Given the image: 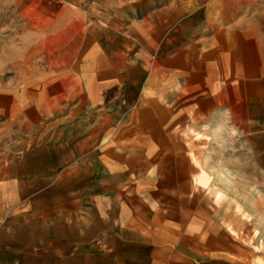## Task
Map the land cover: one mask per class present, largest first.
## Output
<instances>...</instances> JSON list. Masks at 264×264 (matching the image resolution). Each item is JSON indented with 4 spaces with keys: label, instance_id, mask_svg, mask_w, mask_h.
Here are the masks:
<instances>
[{
    "label": "crops",
    "instance_id": "obj_1",
    "mask_svg": "<svg viewBox=\"0 0 264 264\" xmlns=\"http://www.w3.org/2000/svg\"><path fill=\"white\" fill-rule=\"evenodd\" d=\"M236 3L22 0V47H49L47 77L92 78L89 94L120 87L129 117L114 134L137 142L109 143L99 107L76 136L14 147L0 162V264H246L171 240L217 228L187 202L208 189L203 165H187L202 157L188 145L198 127L220 111L242 133L257 109L264 119V33L235 20Z\"/></svg>",
    "mask_w": 264,
    "mask_h": 264
},
{
    "label": "rangeland",
    "instance_id": "obj_2",
    "mask_svg": "<svg viewBox=\"0 0 264 264\" xmlns=\"http://www.w3.org/2000/svg\"><path fill=\"white\" fill-rule=\"evenodd\" d=\"M237 1L235 20L250 19L264 33V0ZM24 12L22 0H0V162L9 158L16 146L23 150L76 136L83 129L84 118H97L99 107L103 117L109 118L106 140L113 143L119 138L123 149L135 144L137 136L129 134L130 129L121 138L114 134L129 117L125 106L118 105L122 89L116 87L109 93L99 88L89 94L88 84L95 81L92 78L47 77L55 56L49 55L47 45H39L36 51L22 47ZM22 48L32 55L29 61H22ZM45 53L48 62L33 58ZM257 110L246 133L225 124V112L220 111L198 127L200 140L188 142L202 157H188L187 165H203L202 182L208 183L203 184L208 189L197 190L199 194L189 196L187 202L211 213L216 237H206V230L196 229L202 237L189 231L195 236L184 238L186 247L182 239H171L176 249L197 256L228 257L237 263L264 264V119H259ZM3 151L6 154L2 155Z\"/></svg>",
    "mask_w": 264,
    "mask_h": 264
}]
</instances>
